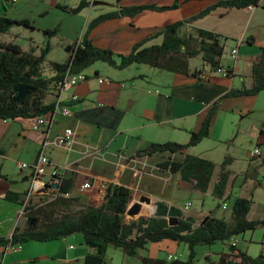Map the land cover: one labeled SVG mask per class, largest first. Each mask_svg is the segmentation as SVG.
Listing matches in <instances>:
<instances>
[{
  "label": "crops",
  "instance_id": "1",
  "mask_svg": "<svg viewBox=\"0 0 264 264\" xmlns=\"http://www.w3.org/2000/svg\"><path fill=\"white\" fill-rule=\"evenodd\" d=\"M81 1L0 0V7L2 3L0 19L6 16L14 20L26 19L31 23V27L14 25L7 32H0V41L19 45L22 40L30 41L31 44L21 45L22 48L26 51L35 49L38 54L44 46L36 44L34 37L28 39L27 33L46 35L44 30L56 29L57 33L51 37L54 39L58 35V29H53L49 24L50 17L62 25L67 15H71L59 9L57 5L66 4L74 7ZM87 1L89 2L87 25L100 15L115 13L114 16L101 19L93 26L89 33L91 41L99 47L110 48L116 53L128 54L135 43L145 40L157 29L194 16L219 0H178V6L173 9L144 10L135 16L121 14L120 7L144 3L166 5L176 0H116L115 4H110L105 0ZM97 4L101 6L97 7ZM84 11L80 13L83 14ZM188 24L227 36L229 39L226 43L234 41L230 55L233 48H238L237 59L233 58L231 62H224L223 56L221 60L224 66H230L233 70L232 77L210 72L209 78L201 81L193 76L191 73L195 69L205 68L206 71L209 69L208 65H204L200 55L196 56L201 60L198 65L192 66V58L189 59V73L163 68H161L162 72H157L156 68L159 67L152 66L153 70L149 73L139 71L128 74L125 72L118 74L117 77H101L103 76L101 70L95 65L91 71L83 70L88 76L86 81L75 86H64L59 92L54 90L45 98V103L54 102L59 98L63 105L70 107L71 115H64L58 107L55 112L46 115L50 120V125L40 130H34L31 127L36 118L0 119V166L2 173L8 178L0 180V237H8L16 226L22 229L27 224V217L17 220L22 205L7 200L5 195L9 190L20 193L28 191L32 171L30 168H20L18 163L32 164L42 148L43 141L47 138L50 146L46 148V153L51 163L66 165L65 171L63 170L64 176H76L75 187L68 196L77 198L78 208L84 204L100 206L104 200L107 185L117 183L132 190L131 203L139 201L143 195L150 197L151 203H145L146 211L139 215L149 214L150 204L154 207L153 203L156 205L157 201L177 206L185 215L192 216L197 225L207 215L211 213L215 215L214 211L204 209V199L201 209L193 208L196 194L203 196L209 192L213 194V187L220 172V166L211 155L212 145L205 141L214 136L215 125L222 111L248 114L253 110L252 97H257V94L223 96L233 88L242 85L250 87L253 83V59L261 53L264 47V0H260L258 6H219L204 17ZM61 36L64 40H69L67 44H71L74 40L65 35ZM51 38L48 37L50 40ZM161 40L162 37L154 38L146 45L159 43ZM52 50L51 46L47 58L56 60L50 57ZM67 56L66 49V58ZM128 67L123 69L126 70ZM109 74L112 73L109 72ZM100 78L108 79V81L101 83ZM73 94L79 96L77 100L72 99ZM213 110L211 134L187 150L188 153L210 159L215 163L207 191L196 190L193 183L184 180L179 173L159 169L160 161L169 156L182 160L184 153L167 151L152 155L139 153L152 142H188L191 132L200 130L205 118ZM68 127L73 128L74 131L73 144L69 147L57 145L55 143L57 135L63 133ZM260 134L264 136V132ZM258 146L262 147L261 141ZM206 147L209 148L210 153L207 149H203ZM233 162L232 159L228 160L226 165L230 175L225 194L220 199L221 203L218 204V206L222 205V208L223 202H228L232 194L236 192L234 188H239L241 191L237 197H252L254 200L255 188L261 186L255 173L258 168L261 170L264 167V159H254L241 175L230 170L229 166ZM86 181L91 184V187L82 186ZM45 194L50 196L48 191ZM45 194L34 196L36 200L34 205H41L53 199L52 196L44 199ZM189 203L191 206L186 209L185 206ZM139 215L128 216L136 218ZM62 240L65 246L56 255L59 257L52 258V264H84V258L91 250L89 248L78 249L74 244L68 245V236ZM165 241L169 239L149 242L146 249L140 250L135 261L129 259L128 257L131 256L122 251L121 262L141 264L142 256L160 257L152 254L149 246L150 243H159L158 248L161 250L164 248L162 245ZM176 243L178 247L181 245V243ZM165 247L168 248L167 245ZM209 248L211 249L212 246ZM169 254L172 253L168 251ZM32 256L29 244H23L16 253L8 252L2 260L0 259V264H26L28 261L35 260Z\"/></svg>",
  "mask_w": 264,
  "mask_h": 264
},
{
  "label": "trees",
  "instance_id": "2",
  "mask_svg": "<svg viewBox=\"0 0 264 264\" xmlns=\"http://www.w3.org/2000/svg\"><path fill=\"white\" fill-rule=\"evenodd\" d=\"M259 3L260 0H219L194 16L157 29L145 40L135 43L128 54H119L110 48L99 47L89 38L94 25L101 19L114 16L115 13L103 14L93 19L89 23L84 40L68 44V56L63 62L47 58L51 50L50 39L38 54L35 49L26 51L17 43L0 41V119L36 118L53 113L57 106L56 102L45 103V98L54 90L59 92L63 88L68 72L83 71L99 60L119 69L133 63H144L171 71L189 73V59L200 55L204 65L209 66L208 71L216 72L223 66L221 60L229 38L211 30L190 26L188 23L204 17L219 6L249 7L258 6ZM88 5L87 0H82L76 7L66 4H58L57 7L77 13ZM177 6L178 0L166 5L157 3L122 5L119 12L123 15L135 16L144 10L164 11ZM14 25L31 27V23L26 19L14 20L4 16L0 19V32H7ZM44 33L51 38L57 30H44ZM158 37H162L161 42L146 45L148 41ZM45 69L49 70L48 73ZM205 70V68L195 69L191 74L199 78V74ZM228 77H232L231 74ZM252 77L253 83L250 87L242 85L233 88L223 97L255 95L264 90V47L253 59ZM21 85L26 86L28 92L23 97L17 98L16 87ZM213 115L214 110L207 115L200 130L191 132L188 142H152L139 153L141 155L166 151L184 153L182 160L169 156L160 161L159 169L179 173L184 180L192 182L196 190L207 191L215 163L210 159L188 153L187 150L211 134ZM263 132L264 123L260 130V133ZM228 160H231L230 156L223 161L213 187V195L219 199L223 198L229 181L230 172L226 169ZM1 179L8 178L2 173L0 166ZM75 181V175L64 176L58 187L50 192L53 199L41 205L28 202L25 211L26 226L22 229L16 226L8 237H0V246L18 243L23 245L32 240H58L80 232L84 243L91 250L86 254L84 264H105L109 262L106 261L105 256L110 246L121 249L128 256L136 257L139 256L141 249L147 248L149 242L170 239L188 245L187 259L146 255L141 257V264H195L197 245L227 241L230 251L221 253L219 260L210 261V264H264V250L253 256L240 248L238 243L231 244L233 236L264 226V218L249 219L248 217L254 201L252 197H237L232 205L230 219L211 213L198 225L192 216L185 215L177 206L168 205L163 201L156 202L157 209L154 215H141L127 220L126 212L133 198L129 187L109 183L100 206L84 204L75 210L72 207L78 205L77 198L67 196L75 187ZM26 194L27 191L20 193L9 190L5 198L23 205L26 202ZM153 212L154 207L150 204L149 214ZM172 217L177 218V224H170ZM35 261L32 260L31 264H35Z\"/></svg>",
  "mask_w": 264,
  "mask_h": 264
},
{
  "label": "rangeland",
  "instance_id": "3",
  "mask_svg": "<svg viewBox=\"0 0 264 264\" xmlns=\"http://www.w3.org/2000/svg\"><path fill=\"white\" fill-rule=\"evenodd\" d=\"M108 1L110 4H115L116 0H105ZM81 3V2H80ZM79 3V4H80ZM78 4V5H79ZM77 5V6H78ZM101 6L97 4V7ZM73 7V6H72ZM76 7V6H74ZM2 9V3L1 7ZM61 9V8H59ZM62 11L66 12L65 10L61 9ZM83 14L80 12L83 11ZM77 13L69 12L71 15H67L64 24L60 25L58 21H55L53 17H50L49 24L52 28L58 29V35L50 40L51 46L53 48L50 57L52 59H56L59 61L66 60V49L68 46L69 40H64L61 35H65L67 37L74 38V41H83L84 35L87 32L88 26L86 24L88 8L85 7ZM87 25V26H86ZM28 32V31H27ZM72 35V36H70ZM26 37L28 39L35 38L36 44L45 46L48 41V37L42 34H35L28 32ZM21 45H28L31 44L29 41L22 40L20 42ZM234 46V41H228L225 46V53L223 57L224 62H231L233 61V57L230 55V49ZM235 59V58H234ZM236 60V59H235ZM192 66L198 65L201 60L197 57L192 58ZM98 66L101 70V77H117L118 74L123 73H131V72H151L153 67L149 64L144 63H133L125 69H118L107 62L104 61H95L87 68L85 71L92 70L93 66ZM125 70V71H124ZM157 72H162L161 68H156ZM46 73H48V69H45ZM111 72L112 74H109ZM107 73V74H106ZM75 86V85H73ZM252 111L248 114H241L239 112H231L228 110L222 111L220 113V117L217 120L215 125L214 136L206 139L205 142L212 145L211 155L214 156L215 161L220 166L225 160L227 156H230L232 161H234L229 167L231 171L238 172L240 175L241 173L245 172L248 168L249 163L253 162L254 159L251 157L250 153L253 151L259 144L262 142V150L264 151V136L260 134V129L264 123V90L257 94V97H252ZM210 147V146H208ZM207 152H209V148ZM227 155V156H226ZM253 160V161H252ZM262 169V168H261ZM220 171V169H219ZM260 169H257L255 173L256 179L258 180L260 176ZM259 181V180H258ZM234 192L229 199V207L227 209H223L222 205L218 206L221 203L219 198L213 196L212 192L207 193L206 195H199L196 194L194 196V206L193 208L201 209L202 200H205L204 209L208 211H214L216 216L226 217L230 219L231 216V207L234 202V199L241 194L239 188H234ZM254 204L249 213V217L251 219H259L264 217V189L261 186H257L254 191ZM45 198L51 197L48 194L44 195ZM40 199V198H39ZM43 199V198H42ZM38 200V199H37ZM36 203V200L32 198L29 201V204ZM227 202V201H226ZM154 208L155 204L153 203ZM73 209H78V206L72 207ZM146 204L143 205L141 212L143 213L146 211ZM157 208V207H156ZM156 213L153 212L152 214L144 213V216H152ZM141 216V215H139ZM138 217V216H137ZM24 219V217H23ZM126 219L130 220V216L126 215ZM17 222V220H16ZM239 241L238 244L241 246L242 249L246 250L249 254L256 256L258 255L264 248V226H258L254 230H247L246 232L238 235ZM29 244L30 252L32 253V258L35 259V264H52L53 259L59 256V250L64 248L65 244L62 239L58 240H51V241H28L25 242L24 245ZM74 244L77 246L78 249H88L89 247L84 243V238L82 233L75 232L73 234L68 235V245ZM168 246L166 248L165 246ZM159 243H150L149 249L152 254L159 255L162 258L168 257V251L173 254V258H180V259H187L189 254V247L188 245L181 243V245H177L176 242L169 239V241H165L164 245H162L161 250L158 248ZM187 246V247H185ZM209 246H212L210 249ZM239 246V247H240ZM249 247V248H247ZM20 250V249H18ZM18 250L10 251V253H16ZM196 250V262L195 264H210V261H218L220 258L221 253L229 252L230 245L227 241H217L211 245H197L195 247ZM209 256H207V254ZM122 250L113 246H110L106 252L105 259L106 261H111L115 264H123L121 262ZM208 257V258H207ZM53 258V259H52ZM129 259L135 261L136 257H128ZM26 264H31V262H27ZM107 264V263H105Z\"/></svg>",
  "mask_w": 264,
  "mask_h": 264
},
{
  "label": "built area",
  "instance_id": "4",
  "mask_svg": "<svg viewBox=\"0 0 264 264\" xmlns=\"http://www.w3.org/2000/svg\"><path fill=\"white\" fill-rule=\"evenodd\" d=\"M13 1H16V0H13ZM231 56L233 58L237 59L238 48H233L231 50ZM216 72L221 73L225 76L233 74V70L230 67L228 68V66L226 67L224 65L219 67ZM209 76H210V72L205 70L199 74V79L201 81H205L209 78ZM87 79H88V76L83 71L75 72V73H69L68 72L66 77H65L64 86L77 85L78 83L86 81ZM99 80L101 83L108 81V79H104V78H100ZM78 97L79 96L77 94L72 95L73 100H77ZM55 102L57 104L56 109L58 107L61 108V112L64 115L69 116L72 114V110L70 109V107L67 105H63L59 98ZM49 125H50V120L47 119L46 115H44V116L36 117V119H35V121L31 127L34 130H40V129H45ZM47 133H48V131H47ZM73 134H74L73 128L68 127L64 130L63 133L57 135V137L55 139V143L59 146L69 147L73 144ZM48 146H50V141L47 138L43 141L42 148H41L36 160L32 164H28L26 162H19L18 163L20 168H30L32 173H31L30 188L28 189L27 194H26V202L21 206V210L18 213L17 220H20L21 218L26 217L25 216L26 206H27L28 202L34 196H36L38 194H45L47 191L52 192L54 189H56L58 187L59 183L61 182V180L64 177L63 170L65 171L66 165L62 166V165H57V164L51 163V160H50L48 154L46 153V148ZM250 155L253 159H258V158L264 159V151L262 150L261 146H257L253 151H251ZM259 182H260L261 187L264 189V167L260 171ZM55 184H58V185L55 186ZM82 186L84 188H89V187H91V184L86 181L82 184ZM68 195L69 194H67V196ZM190 206H191V203L186 205L185 208L189 209ZM227 207H228V202H223V208L226 209ZM238 241H239L238 236H233L231 238V244L232 245H237ZM21 248H22V244H20V243L1 245L0 246V259L2 260L3 257L8 252L13 251V250H18ZM263 250H264V248H263ZM167 258L173 259V254H169ZM107 264H115V263L109 261V262H107Z\"/></svg>",
  "mask_w": 264,
  "mask_h": 264
},
{
  "label": "water",
  "instance_id": "5",
  "mask_svg": "<svg viewBox=\"0 0 264 264\" xmlns=\"http://www.w3.org/2000/svg\"><path fill=\"white\" fill-rule=\"evenodd\" d=\"M16 90L18 92V95H17V98H20V97H23L27 92V87L26 86H18L16 87ZM58 184H55V186H57ZM149 204L151 203V199L150 197L146 196V195H143L141 196V198L139 199V201H136V202H133V203H130L128 209H127V214L130 215V216H136V215H139L141 214V210H142V207H143V204ZM156 209V208H155ZM207 219V217L205 218V220ZM177 218L176 217H172L170 219V224H177Z\"/></svg>",
  "mask_w": 264,
  "mask_h": 264
}]
</instances>
